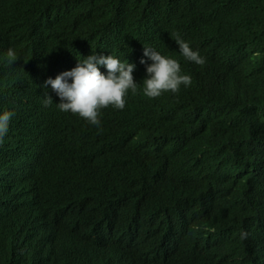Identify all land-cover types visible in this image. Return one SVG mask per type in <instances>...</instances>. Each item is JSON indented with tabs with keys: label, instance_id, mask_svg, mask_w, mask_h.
<instances>
[{
	"label": "trees",
	"instance_id": "1",
	"mask_svg": "<svg viewBox=\"0 0 264 264\" xmlns=\"http://www.w3.org/2000/svg\"><path fill=\"white\" fill-rule=\"evenodd\" d=\"M250 1L220 15L210 0H0L19 65L0 53V106L16 119L3 146L18 144L0 157V264H147L152 252L155 263L186 264L183 250L192 264H264V0ZM174 31L205 56L188 90L160 101L132 94L101 129L42 105L38 83L93 47L131 57L151 41L166 49ZM185 113L194 119L184 123ZM196 123L218 143L202 140ZM111 124L114 136L103 131ZM106 206L119 217L95 212ZM51 222L60 245L48 242ZM165 241L176 244L158 248Z\"/></svg>",
	"mask_w": 264,
	"mask_h": 264
},
{
	"label": "clouds",
	"instance_id": "2",
	"mask_svg": "<svg viewBox=\"0 0 264 264\" xmlns=\"http://www.w3.org/2000/svg\"><path fill=\"white\" fill-rule=\"evenodd\" d=\"M218 14H239L251 8L250 0H210ZM239 37L246 40V35L238 30ZM187 35L171 32L166 49L159 48L157 43L138 44L132 49L133 55L126 57L113 49H98L73 60L68 65L69 70L62 71L56 76L48 74L38 83L42 89L41 103L47 108L77 120L92 129H101L102 120L107 112L122 113L128 108V94H139L147 100L160 101L188 90L193 82L191 71L205 63V56L187 39ZM121 41L114 43L116 48ZM165 51H173L165 54ZM7 65H12L18 72V52L8 48L2 53ZM128 58V60L126 59ZM17 60V61H16ZM149 61V62H147ZM144 64V71L138 65ZM145 72V74H144ZM189 74V75H188ZM192 76V75H191ZM139 88L140 92H137ZM57 98H56V97ZM1 100V98H0ZM194 117L185 113L184 123H189ZM16 125L14 112L0 106V157L10 153L18 146L9 141ZM195 124V129L202 140L218 143L212 134L202 132ZM214 232V230H210Z\"/></svg>",
	"mask_w": 264,
	"mask_h": 264
},
{
	"label": "water",
	"instance_id": "3",
	"mask_svg": "<svg viewBox=\"0 0 264 264\" xmlns=\"http://www.w3.org/2000/svg\"><path fill=\"white\" fill-rule=\"evenodd\" d=\"M40 12L41 11H38L37 12V14L39 15L40 14ZM46 15V14H45ZM3 18H5L8 22L6 23V24H8V25H11L12 24V17L10 18L9 17V15L8 14H5V15H3L2 16ZM38 18H39V16H37ZM39 19H42V18H39ZM42 21H44L43 19H42ZM39 26H41V27H43V28H46V24L45 23H43V22H40L39 23ZM13 48L14 50H16L17 48H18V46H17V42H15L14 43V41L10 38V37H8V35L6 34V31L4 30V28L3 27H1L0 28V53H2V52H6V50L8 49V48ZM28 57V56H27ZM29 58V57H28ZM147 62H149V61H147ZM138 67H139V69H142L143 71H144V64H140V65H138ZM63 68H66V66H63V67H61V69H59L56 73H54L53 74V76H56L57 74H58V72L60 71V70H62ZM144 74H145V72H144ZM7 77H9L10 79L11 78H13L14 76H12V75H10L9 74V72H8V76ZM45 78V77H44ZM56 97V96H55ZM57 98V97H56ZM130 98H131V95L130 94H128V97H127V100L129 101L130 100ZM149 100H152V99H149ZM154 101V100H153ZM15 109H17V107L15 108ZM18 110V109H17ZM107 113H110V111H108ZM106 117V116H105ZM105 119V118H104ZM100 121H102L103 123L105 122V120H102V118H101V115H100ZM115 126L113 125V124H111V125H107V128H105L103 131H108L109 133H110V135L111 136H114V132H115V128H114ZM49 167H54V165L51 163V162H48V161H44ZM2 184V186H3V183H1ZM1 189V188H0ZM213 191H216V190H213ZM40 192L41 193H44V195H42V196H40L45 202V206H50L51 204H53L54 203V200H53V196H52V193L51 192H49V189H47L46 187H43L42 189H40ZM49 192V193H48ZM48 193V194H47ZM212 193H215V192H212ZM60 194L61 195H63V197L65 198V194L64 193H62V192H60ZM257 197H260V195H257ZM0 198L1 199H5V195L3 194V193H0ZM39 203H41V200L40 199H35L34 201H33V208H36V206L39 204ZM13 208L12 207H10V210H12ZM62 209H66V210H68V211H78V212H80V211H84V209H83V207L81 206V205H79V204H66V205H64V204H61V205H59L58 206V210H62ZM99 210H97V211H95V212H99V211H104V212H108V214H107V216H108V218H111V216L112 217H119V214H120V212L118 211V210H116V209H114V211H113V213H111L110 212V210H111V208H109L108 206H106V207H104V208H98ZM47 219H49L48 217H47ZM73 219H75V218H73ZM51 220V218L48 220V221H50ZM57 223V222H56ZM17 226H20L21 225V223H20V221H17ZM54 228H56L53 224H52V222L51 223H49L46 227H45V233L46 234H49L50 233V235H49V240H48V242L49 243H52L53 241H55V243L57 244V245H60V243H61V241H62V239L61 238H57V239H55L56 238V236L58 235V232H56V230L54 229ZM37 230V229H36ZM141 235H142V233H141ZM55 239V240H54ZM148 240V238L147 237H143V241L144 242H146ZM185 240H187V239H185L183 236H182V234L181 235H179L178 236V238H177V243H178V245L181 243L182 244V242L183 241H185ZM164 246H163V245ZM162 244H160L159 246H158V248H163V249H169L170 247H173L174 245L173 244H171V243H169V242H167V241H165V242H163ZM57 245H54V246H56V247H58V248H60V249H62L63 247L62 246H57ZM157 245V244H156ZM173 245V246H172ZM76 251H77V246H73V249H72V254H74V255H76ZM149 254H151V256L150 255H145V254H143V260H144V262H146L147 264H158V263H155L154 261H152L151 259L152 258H154L155 256H156V254L157 253H154V252H152V253H149ZM141 254L139 253L138 254V256H140ZM192 259H195L193 256H191L189 253H188V251H182V257H181V261H185V263L186 264H192ZM25 262H27V264H48V263H43V262H41L40 261V259H39V257L38 256H36V257H34V259H33V257H31L30 259H26L25 258ZM161 264H166L164 261H159Z\"/></svg>",
	"mask_w": 264,
	"mask_h": 264
},
{
	"label": "bare ground",
	"instance_id": "4",
	"mask_svg": "<svg viewBox=\"0 0 264 264\" xmlns=\"http://www.w3.org/2000/svg\"><path fill=\"white\" fill-rule=\"evenodd\" d=\"M105 119L107 120V118H105ZM56 146L59 147V145H56ZM216 166H218V165H215L214 167H216ZM163 174L166 175V174H168V173H167L166 171H164ZM242 179H244V178H242ZM152 186H154V184H147V185H145V188H149V187H152ZM44 218H45V216L43 215V216H42V219L44 220ZM188 224H189L191 227H193L192 224H194V223H188ZM188 224H187V225H188ZM183 226H186V225L183 224ZM171 228H175V225L172 226ZM233 232H236V231H233ZM227 234H229V233H227ZM224 237H225V236H222L221 238H224ZM221 238H220V239H221ZM220 239H219V240H220ZM130 241H133V240H130ZM225 254L227 255V253H225ZM42 256H45V255L42 254Z\"/></svg>",
	"mask_w": 264,
	"mask_h": 264
}]
</instances>
